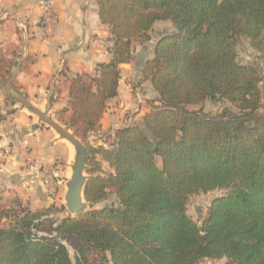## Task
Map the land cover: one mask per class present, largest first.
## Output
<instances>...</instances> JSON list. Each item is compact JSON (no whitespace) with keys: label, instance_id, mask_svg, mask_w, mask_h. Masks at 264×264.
Here are the masks:
<instances>
[{"label":"trees","instance_id":"16d2710c","mask_svg":"<svg viewBox=\"0 0 264 264\" xmlns=\"http://www.w3.org/2000/svg\"><path fill=\"white\" fill-rule=\"evenodd\" d=\"M97 4L110 26L112 58L95 75L67 77L68 106L58 119L81 139L100 129L108 100L118 95L121 64L134 59V41H149L156 21L171 20L175 32L157 41L143 68L159 97L140 124L116 130L113 145L90 149L89 208L55 224V206L32 211L20 199L6 206L0 195V222L7 221L0 264H264L263 76L237 50L247 38L264 58V0ZM14 66L0 50V83ZM208 99L237 110L190 108ZM215 189L225 192L200 225L188 213L189 198ZM112 195L113 203L97 207Z\"/></svg>","mask_w":264,"mask_h":264},{"label":"crops","instance_id":"0c3cea01","mask_svg":"<svg viewBox=\"0 0 264 264\" xmlns=\"http://www.w3.org/2000/svg\"><path fill=\"white\" fill-rule=\"evenodd\" d=\"M54 11V22L47 25L41 22L37 0H0V50L13 58L14 68L20 67L12 93L26 97L58 121L56 113L68 106L67 77L75 73L95 75L99 63L111 60L114 41L110 26L100 19L97 0H54ZM167 22H155L149 41H134V59L121 64L118 95L108 100L101 128L87 136L93 147L113 145L116 130L140 124L151 102L158 99L152 82L143 76V68L154 57L156 43L165 33L156 29L171 26ZM137 93L143 97L141 103ZM0 112L6 115L0 120L3 203L4 198H18L32 211L66 206L76 146L12 97L7 78L0 83ZM103 164L109 167L107 162ZM199 264L227 261L206 258Z\"/></svg>","mask_w":264,"mask_h":264},{"label":"rangeland","instance_id":"374dc122","mask_svg":"<svg viewBox=\"0 0 264 264\" xmlns=\"http://www.w3.org/2000/svg\"><path fill=\"white\" fill-rule=\"evenodd\" d=\"M166 21H168L167 23H170L171 26H162V27L157 28L156 30L157 31L164 30L165 31L164 35L171 34V33L175 32L176 29H175L173 22L171 20H166ZM237 50H238L239 60L243 63H254V64H256L257 67L259 68L260 72H261V75L263 76V80L260 83V87H261V91H262V105L264 107V72H263L264 70H263V66H262L263 54L261 52H258L254 48H252V46L250 44V40L247 38H241V40L238 43ZM18 95H20V94H18ZM154 101H156V100H154ZM190 108L191 109L203 108L204 111L210 112L213 114H217V113L223 111L224 109L237 110V108L232 103H230L224 99L219 100V101H211L208 99L203 104L191 105ZM31 112L35 116L40 117L33 110H31ZM42 112L46 113L45 111H42ZM49 117H51V115ZM51 118L54 119V117H51ZM56 118L58 119V115H56ZM41 119L42 118L40 117V120ZM54 120L56 122H58L59 124L63 125L64 127H66V125H64V123H62L59 119H58V121L56 119H54ZM41 121L44 123V125L50 126L48 123L43 121V119ZM70 131L73 132L72 130H70ZM79 140L87 147L88 152H90V149L93 147V143L91 142V139H88V137H86L84 139L79 138ZM78 156H79V151L77 149L76 150V158L72 164L71 176L68 179L69 181L71 180V177L73 174V168H74V165L77 161ZM158 163L159 164L161 163L159 158H158ZM87 167L88 166L86 165V169H87ZM103 167H104V164H103ZM104 168L106 170H110L109 167H107V166H105ZM86 169L84 170V175L86 177H89V173L87 172ZM67 188H68V184H67ZM224 192L225 191L223 189H215V190H212L209 192H201V193L194 194V195L190 196L189 202H188V213L191 215V217L195 221H197L201 225L204 218L207 216L208 208H209L211 202L213 201V199L216 198L217 196H220ZM54 193H55V191H54ZM115 199H116V197L112 195L109 199L100 202L101 204L98 203L99 205H97V207L104 206L107 204H111L115 201ZM17 200H18V198H10V197L4 198V202H5L4 204L6 206H14L16 204ZM64 201H66L65 198H64ZM23 205H24V203H23ZM25 207L29 208L28 206H25ZM62 207H64V205L63 206H60V205L56 206V209H58V210L54 213H51V215H50L51 217H54L55 224H57L62 218L66 217V215H67V206H65V209H63ZM87 208H89V204H88ZM72 215H74V214H72ZM6 224H7V221L0 222L1 226H5ZM71 254H72V257L74 259L73 251H71ZM221 263H224V262L222 261Z\"/></svg>","mask_w":264,"mask_h":264},{"label":"water","instance_id":"95a60500","mask_svg":"<svg viewBox=\"0 0 264 264\" xmlns=\"http://www.w3.org/2000/svg\"><path fill=\"white\" fill-rule=\"evenodd\" d=\"M20 67L17 66L12 70L10 77L8 78V90L12 97H15L22 101L28 108L33 110L38 114L43 121L48 123L58 132H60L64 137L71 141L79 151V156L73 168V174L71 180L68 182V188L65 194L66 206H67V215L78 213L82 210L87 209L88 202L85 198L84 188L85 183L88 179L84 175V170L86 169V161L89 155L87 147L79 140V138L67 129L63 125L56 122L54 119L49 117L46 113L42 112L40 109L35 107L26 97L12 93L11 86L12 83L19 71Z\"/></svg>","mask_w":264,"mask_h":264},{"label":"built area","instance_id":"2783aa9c","mask_svg":"<svg viewBox=\"0 0 264 264\" xmlns=\"http://www.w3.org/2000/svg\"><path fill=\"white\" fill-rule=\"evenodd\" d=\"M37 6L41 10V22L47 25L52 24L55 19L54 0H37ZM136 98L140 103L143 101L140 93L136 94ZM70 251L73 250L71 249Z\"/></svg>","mask_w":264,"mask_h":264}]
</instances>
